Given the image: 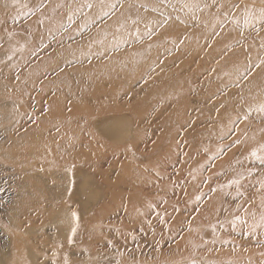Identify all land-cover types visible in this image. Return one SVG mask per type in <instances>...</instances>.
Returning a JSON list of instances; mask_svg holds the SVG:
<instances>
[{
	"label": "rangeland",
	"instance_id": "374dc122",
	"mask_svg": "<svg viewBox=\"0 0 264 264\" xmlns=\"http://www.w3.org/2000/svg\"><path fill=\"white\" fill-rule=\"evenodd\" d=\"M46 143L69 264H264V0H0V224L38 251L5 163Z\"/></svg>",
	"mask_w": 264,
	"mask_h": 264
},
{
	"label": "bare ground",
	"instance_id": "6f19581e",
	"mask_svg": "<svg viewBox=\"0 0 264 264\" xmlns=\"http://www.w3.org/2000/svg\"><path fill=\"white\" fill-rule=\"evenodd\" d=\"M23 146L24 148L18 149L19 152L16 150V153H10L14 155L13 158L8 153L10 161L5 164L15 168V176L26 180L18 186L22 196L30 193L34 199L44 201L43 206L44 209H47L45 212L47 217L42 221L41 232L44 231L43 234L46 232L49 234L48 236L39 237L40 241L37 244L41 248L38 251L34 244L36 238L33 236L39 233L38 227L35 229L31 226L23 227L14 218H11L7 225L1 223L0 264H69L68 254L63 245L69 238V233L72 231L75 222L73 214L62 205L61 201L66 189L69 188L71 178L73 179L74 198L79 200L82 187H80L81 169L75 167L72 171H67L63 167H56L55 157L57 152L53 153L54 148L47 143L45 146L37 148L36 152H29L28 146ZM5 155L7 156V154H3V157ZM34 162L38 167L35 168ZM55 178L62 180L63 184L59 185ZM16 195H18V192ZM77 208L79 212L81 205L77 204ZM77 219L79 220V216ZM32 221L33 219H29L30 223ZM78 237L79 231L76 233V238ZM50 241L51 243H49ZM79 249V245H76L77 253Z\"/></svg>",
	"mask_w": 264,
	"mask_h": 264
}]
</instances>
